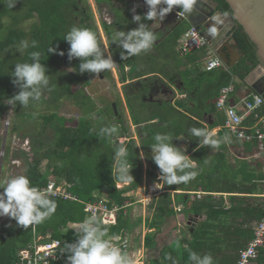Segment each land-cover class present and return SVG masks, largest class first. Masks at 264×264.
<instances>
[{"label": "trees", "instance_id": "1", "mask_svg": "<svg viewBox=\"0 0 264 264\" xmlns=\"http://www.w3.org/2000/svg\"><path fill=\"white\" fill-rule=\"evenodd\" d=\"M87 1L24 0L22 4L26 10L18 16L11 15L13 23L6 25L0 21L2 22L0 27L8 26L6 36L0 39V128L5 113V101H15L14 96L23 90L12 83L15 77L11 73L16 63L25 61L31 63L33 59L28 54L31 51H40L39 62L45 66L46 75L49 76L50 81L48 86L41 88L40 100L35 101L30 97L27 106L36 110L41 105L44 108L43 114L40 113L39 118H36L33 113L25 111L21 113L23 109L20 111L23 118H34L36 123L30 137L31 152L22 151L28 159L25 176L29 178L30 186L47 185L50 179L58 182L67 181L72 184L70 191L81 200L50 198L56 205L55 211L42 223L29 225L27 229L18 225L15 219L12 224L10 222L1 223L0 264H15L19 250L27 247L37 237H42L44 240H61L63 246L65 243L76 242V229L71 224L81 223L87 217L83 202L95 201L101 197L95 195L96 191L105 190L104 197L108 199V205L119 207L117 224H102L108 230L105 239L128 230V220L125 216L128 197L125 193L129 188L117 187V182L122 179V176L115 162V150L119 146L126 148L131 167L130 173L135 174L139 180L143 171L141 150L147 152V148L154 143V134H171L173 136L171 143L183 135L192 143V147H198L202 138L192 136L189 130L192 127L209 130L213 126L224 125L226 117L221 116L217 107L221 89L233 83L235 90L239 91L241 84H238L235 78L245 83L247 76L261 63L256 44L238 24L232 32L244 53L243 57L232 67L227 66L208 71L203 67L205 58L203 50H194L185 55L180 54L178 50L179 39L191 27L187 20L176 18L167 25L165 31H157V27L153 25L154 20L143 19L145 12L142 8L133 10V2L96 0L99 6L108 7L114 14V21L112 23L103 21L102 27L119 72V78L123 83L126 103L130 109L133 124L137 126L140 141L138 145L135 139L129 138L128 141L121 143L120 139L128 135L127 129L112 122L111 116L108 117L110 120L103 122L94 118L92 115L96 111V102L86 90V85L92 84L95 74L110 77L112 70H104L100 73L84 70L81 73L79 66L83 62L82 58L74 57L71 61L68 59L70 45L63 36L72 26L92 30L101 45L102 58H108L101 34L97 26L93 24ZM216 1L219 3L220 10L226 14L232 13L225 0ZM115 2L118 4L116 5ZM171 13L172 11L168 14ZM134 14L141 15V21H134L132 19ZM33 17L34 22L26 30L23 23ZM140 23H144L152 30L157 40L148 52L122 60L120 53L121 51L126 53L127 50L122 49L118 43H112L111 36L115 28H118V31L125 29L127 32L138 27ZM25 40L28 41L29 48L21 51L19 46ZM32 41L37 42L36 48L31 47ZM48 47H56L57 53H48ZM60 51H63L64 55H59ZM62 63L65 67H71V70H65ZM176 90L182 95L181 98L176 97ZM251 92V90L246 91L244 96ZM173 98L175 102H171ZM15 102L21 104L19 101ZM65 102H70L71 108L78 109L80 112L74 123L72 120L66 123V119L61 116V109ZM20 107L23 105L21 104ZM19 109L18 106L15 108L16 116H18ZM110 109L115 119L120 122L122 119L120 114L116 115L113 108ZM104 110L102 109L101 112L106 114ZM255 113L264 116V104ZM255 113L245 118L243 122L245 126L255 123ZM210 115H215L217 119L210 124H204L206 117ZM249 120H251L250 124ZM49 125H51L52 133L44 134ZM111 125L118 128V134L101 137L100 129ZM17 128L14 122L12 130L17 131ZM258 128L264 133V125L260 124ZM253 129L255 126L248 127V131ZM249 142L259 146L262 151L264 150V138H255ZM29 154L33 156L30 161ZM13 155L17 157V154ZM5 160H9V154L6 155ZM44 160H47L48 164L49 162L53 164L52 168L42 170ZM233 176L235 177L234 172ZM204 189L213 191L214 188L204 187ZM222 189L236 192L247 188L233 186ZM167 196L170 195H163L162 202H158L157 214L172 213L173 208H168L171 201L165 199ZM231 199L236 200L238 197L232 196ZM222 211L221 209L220 213H227V211ZM262 215L261 202L259 220ZM258 250L256 260L259 264H264V245ZM66 253L71 255L70 252Z\"/></svg>", "mask_w": 264, "mask_h": 264}, {"label": "crops", "instance_id": "2", "mask_svg": "<svg viewBox=\"0 0 264 264\" xmlns=\"http://www.w3.org/2000/svg\"><path fill=\"white\" fill-rule=\"evenodd\" d=\"M141 4V1L137 3L135 0L133 10L136 11ZM192 9L196 12L194 22H205L208 25L209 28L205 25L199 27L206 36L213 34L210 29H216L213 36L215 44L210 43L212 50L224 61L225 67L228 66L226 58L234 66L244 55L233 37L232 31L237 24L233 25L227 17L220 15L217 12L219 7L216 8L209 0H196ZM202 15H207L205 20ZM213 17L216 19L213 20ZM171 18L176 19L166 15L163 21L160 20L156 26L157 31H165ZM261 75L262 71L256 69L251 76H247L245 83L235 78L241 85L239 91L235 90L230 95V103L238 104L241 113H244L241 98L246 95V91L258 93L252 84ZM176 97H182L177 90ZM171 102H175V99ZM219 112L223 118L226 117L223 110L219 109ZM126 115L129 131L120 142L133 138L140 145L137 126L133 124L128 105ZM251 115L246 114L245 118ZM216 119L215 115H210L203 123L210 124ZM250 122L251 120L248 121L249 124ZM116 124L119 126L118 121ZM260 124L264 125L263 115L256 118L253 125H246V128ZM209 131L215 133V139L222 140L227 135L229 142H221L218 148L204 145L200 149L192 147V143L180 135L172 143L196 163V168L189 170L195 171L196 176L187 183L163 184L160 179L161 170L152 159L151 147L147 148V152L141 150L143 171L139 180L135 174L129 173V178H122L117 182L118 188H129L125 193L128 197L125 216L129 225L126 231L131 238L129 257L135 264H173V261L176 264H191L189 250L201 256L210 253L213 264H236L240 250L252 239L253 226L261 215L264 150L252 142L235 138L223 124L213 126ZM233 186L247 189L236 192L222 189ZM204 187L214 189L207 191ZM165 194L170 195L165 199L171 201L168 208H173V211L169 214H157L156 207ZM95 195L105 198L106 191H96ZM232 196H237L238 199L232 200ZM221 209L227 213H220ZM133 239L135 246L138 245L136 248L133 247ZM257 263L255 259L250 264Z\"/></svg>", "mask_w": 264, "mask_h": 264}, {"label": "clouds", "instance_id": "3", "mask_svg": "<svg viewBox=\"0 0 264 264\" xmlns=\"http://www.w3.org/2000/svg\"><path fill=\"white\" fill-rule=\"evenodd\" d=\"M144 2L148 11L144 14L143 19L154 20L159 17L163 21L174 7L182 9L186 13L190 12L196 0H144ZM14 4L15 0H11L8 7L12 8ZM132 19L141 21L142 17L139 14H134ZM215 19L213 17V20ZM210 31L215 34L216 29L212 28ZM63 38L70 45L68 59L71 61L74 57L82 58L83 62L79 66L81 73L84 70L100 73L112 69L114 61L111 55L106 59L102 58L101 45L96 34L89 28L72 26ZM156 40L154 32L144 23H140L138 27L127 32L116 31L111 36L112 43H118L122 49L127 50L126 53L121 51L122 60L148 52ZM31 47L36 48L37 42L32 41ZM19 48L21 51L28 49V41H22ZM57 51L56 47L47 49L48 53H57ZM58 54L64 55L63 51ZM28 55L33 59V62L16 63L14 71L11 73L15 77L12 83L23 89L13 99L19 101L23 107L28 106L30 97L35 101L40 100L41 88L48 86L50 81L49 76L46 75L45 66L39 62L41 52L31 51ZM118 131L115 125L105 126L100 129L99 135L101 137L112 136L118 134ZM189 131L192 136L202 138L198 147L211 145L213 148H218L221 142H229L227 135L222 140L215 139V133L205 128L192 127ZM172 139L173 136L169 133L154 134V143L151 144L152 159L161 170L160 179L163 184L187 183L196 176L195 171H189L196 168V163L184 151L174 146L171 143ZM115 162L122 178H129L131 167L124 146H119L115 150ZM0 188L3 189L0 191V217L14 218L17 224L25 229L29 225L42 223L55 211L56 205L50 199L52 193L30 186V180L25 175L8 177L0 181ZM75 231L76 242L65 243L61 248V253H71L67 256V264H133L132 259L125 252H122L110 240L105 239L108 230L102 226L101 220L95 214L86 217ZM189 260L191 264H213V257L210 253L201 256L189 250ZM173 264L176 262L173 261Z\"/></svg>", "mask_w": 264, "mask_h": 264}, {"label": "built area", "instance_id": "4", "mask_svg": "<svg viewBox=\"0 0 264 264\" xmlns=\"http://www.w3.org/2000/svg\"><path fill=\"white\" fill-rule=\"evenodd\" d=\"M172 13L177 19L186 18V14L182 9L175 7L173 8ZM178 50L182 55L190 53L194 50H204L206 56L204 58L203 67L205 70L210 71L225 67L224 61L216 55L214 50H212L207 36L201 31L199 27L191 26L181 36L178 41ZM234 91L235 86L233 83L223 87L217 100V107L223 110L226 115L224 127L235 138L242 141L249 142L255 138L263 139L264 133L258 128V126H255V129L248 131V128H246V126L243 124L246 114H254L264 104L263 95L259 93H251L242 97L240 103L244 108V113H241L238 104L230 103V95ZM255 117L260 118L259 113H255ZM32 187H36L39 190L50 191L52 193L50 198L81 201L77 195L70 191L72 184L67 181L58 182L55 179H50L47 185ZM262 187L263 215L261 219L253 226L252 239L243 249L240 250L237 264H249L252 260H255L259 253V247L264 245V181ZM83 203L87 217L95 214L104 225L117 224L119 207H110L106 198L99 197L95 201ZM13 221L14 218L4 216L3 222H10V224H12ZM79 224L80 223H73L71 226L77 229ZM108 240H110L115 246L119 247L122 252H125L129 256L131 238L127 231H124L119 235H111L108 237ZM62 247L63 242L61 240H44L42 237H37L27 247L21 248L19 250L15 264H67L68 254L66 252L61 253ZM133 264H135L134 261Z\"/></svg>", "mask_w": 264, "mask_h": 264}, {"label": "rangeland", "instance_id": "5", "mask_svg": "<svg viewBox=\"0 0 264 264\" xmlns=\"http://www.w3.org/2000/svg\"><path fill=\"white\" fill-rule=\"evenodd\" d=\"M24 0H15V4L12 8L8 7V3H11V0H0V21H3L4 24L9 25L13 23L12 16H18L20 13H24L26 10V7L22 4ZM131 2H135V0H130ZM142 2L140 7L144 10L146 13L148 11V7L145 4L144 0H136L137 3ZM117 5L118 2H115ZM87 5L89 7V10L92 14V21L95 26H97L101 37L104 41V46L106 53L109 57L111 55L110 49L107 45V37L105 34V31L102 27V22L106 21L108 23H112L114 21V14L113 12L105 6H99L96 0H88ZM133 8H135L133 6ZM12 15V16H11ZM35 18H31L30 20H27L23 23V26L26 30H28L31 26V24L34 22ZM160 23L159 17L154 19L153 25L158 26ZM2 24V22H0ZM3 25L0 27V39L4 38L8 32V26ZM133 26V25H130ZM118 28H115V32L118 31ZM122 31H125L122 30ZM111 58L113 59L112 55ZM63 65V63H62ZM65 67V65H63ZM62 66V67H63ZM63 67V68H64ZM65 70L70 71L71 67L67 66L65 67ZM112 73L110 77H104V76H98L95 74L93 76L92 84L86 85V90L92 96L94 101L96 102V111L92 116L96 118L97 120H101L103 122L104 120H110L108 117H112V122L116 121V117L112 113L110 108L114 107L113 104H117V110L118 114H120L121 121L118 122L119 126L122 128H126L127 131H129V126L127 124V115H126V101H125V93L123 91V83L121 82L119 78V72L117 70L116 64L114 63L112 67ZM48 97V95L46 96ZM18 106V116L15 115V108ZM21 104L16 103L12 100H6L5 101V113L2 119V125L0 128V181L8 178L13 177L17 175H25L26 169H27V163L28 161L27 156H25L23 152H31V134H33L32 130L35 127V119H25L22 117L21 113L23 111L30 112L35 115L37 118L40 113L43 114L44 108L40 105V107L36 108H23L20 107ZM23 109V110H22ZM105 109L104 111L106 114L102 113L101 110ZM22 110V111H21ZM21 111V113H20ZM115 112V111H114ZM20 113V114H19ZM80 115V112L78 109L74 110L70 106V102H65L62 109H61V116L66 119V123L72 120L74 123V120L78 119V116ZM117 115V114H116ZM74 117V118H73ZM39 118V117H38ZM71 118V119H69ZM39 120V119H38ZM42 119L39 121L41 123ZM18 126L17 131H13L12 127L14 125ZM117 123V121H116ZM71 124V123H70ZM51 125L48 126L47 130L44 134H51ZM29 142V143H28ZM9 154V160H5L6 155ZM13 154H17V157H15ZM33 156L29 154V161L31 160ZM53 164H48L47 160H44L42 163V170H48V168H52ZM0 191H3L2 188H0ZM4 216L0 217V223L3 222ZM136 241L138 242V239L136 238ZM138 246V245H137ZM135 246V240L133 239V247Z\"/></svg>", "mask_w": 264, "mask_h": 264}, {"label": "water", "instance_id": "6", "mask_svg": "<svg viewBox=\"0 0 264 264\" xmlns=\"http://www.w3.org/2000/svg\"><path fill=\"white\" fill-rule=\"evenodd\" d=\"M209 1H211L216 8L219 7V3L216 0H209ZM225 1L229 4L232 13L226 14L220 9L217 10V12L220 15L227 17L233 25L238 24L242 26L243 30L246 32L249 38L256 44L257 54L261 63L248 76H251L252 73L256 71V69L262 71L261 77L252 84V87L264 97V0H225ZM185 14H186L185 20H187L192 26L203 27V25H205L207 28H209L205 22H202L200 24H196L194 22V19L196 17L194 14H196V12L193 11V9L190 12L187 13L185 12ZM168 15L172 16L173 18L175 17L173 13ZM201 17H204L205 20L207 15L205 16L202 15ZM213 36L214 34H209L207 38L210 41V43L214 45L215 43L213 40ZM225 62L229 67H232V63L229 60V58H226ZM113 107L115 114H118L117 104L114 103ZM111 183L113 184L114 182L112 181Z\"/></svg>", "mask_w": 264, "mask_h": 264}, {"label": "flooded vegetation", "instance_id": "7", "mask_svg": "<svg viewBox=\"0 0 264 264\" xmlns=\"http://www.w3.org/2000/svg\"><path fill=\"white\" fill-rule=\"evenodd\" d=\"M79 18H77V20H78ZM174 20L171 18V19H169V21L167 22V24H171L172 22H173ZM200 22V21H199Z\"/></svg>", "mask_w": 264, "mask_h": 264}]
</instances>
